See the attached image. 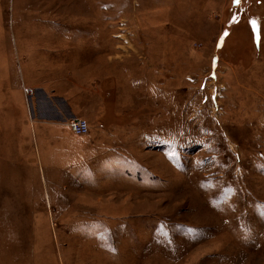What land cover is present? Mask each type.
<instances>
[{
	"label": "rangeland",
	"instance_id": "374dc122",
	"mask_svg": "<svg viewBox=\"0 0 264 264\" xmlns=\"http://www.w3.org/2000/svg\"><path fill=\"white\" fill-rule=\"evenodd\" d=\"M0 67V264H264V0H0Z\"/></svg>",
	"mask_w": 264,
	"mask_h": 264
},
{
	"label": "built area",
	"instance_id": "2783aa9c",
	"mask_svg": "<svg viewBox=\"0 0 264 264\" xmlns=\"http://www.w3.org/2000/svg\"><path fill=\"white\" fill-rule=\"evenodd\" d=\"M67 126L75 135H84L88 131V125L83 120H70Z\"/></svg>",
	"mask_w": 264,
	"mask_h": 264
},
{
	"label": "crops",
	"instance_id": "0c3cea01",
	"mask_svg": "<svg viewBox=\"0 0 264 264\" xmlns=\"http://www.w3.org/2000/svg\"><path fill=\"white\" fill-rule=\"evenodd\" d=\"M1 68V67H0ZM59 113V110L57 109L56 105H52V110H51V113L54 114V115H57L56 113Z\"/></svg>",
	"mask_w": 264,
	"mask_h": 264
},
{
	"label": "snow or ice",
	"instance_id": "6c2138e0",
	"mask_svg": "<svg viewBox=\"0 0 264 264\" xmlns=\"http://www.w3.org/2000/svg\"><path fill=\"white\" fill-rule=\"evenodd\" d=\"M235 2H236V3H239V0H235ZM226 34H227V33H225V35H226Z\"/></svg>",
	"mask_w": 264,
	"mask_h": 264
}]
</instances>
